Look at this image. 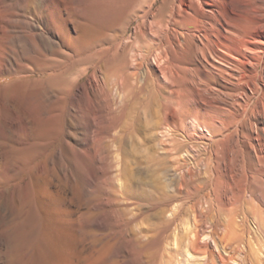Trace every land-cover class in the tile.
I'll return each mask as SVG.
<instances>
[{"label":"bare ground","instance_id":"6f19581e","mask_svg":"<svg viewBox=\"0 0 264 264\" xmlns=\"http://www.w3.org/2000/svg\"><path fill=\"white\" fill-rule=\"evenodd\" d=\"M157 4L155 12L169 14L163 29L165 62L158 72L172 83L180 73L202 74L221 90L237 93L244 82H254L259 67L264 70V0H0V79L15 78L0 86V103L11 113L3 120L0 114V264H119L115 248H100L101 242L91 240L97 175L79 183L64 165V155L80 152L103 167L97 143L118 124H113L117 111L100 78L113 65L110 47H104L108 31L132 17L147 20ZM71 68L77 70L75 76L65 77ZM36 73L41 77L35 79ZM254 92L258 95V86ZM124 98L118 110L124 108L126 114ZM239 106L235 101L227 115L236 124ZM63 115L66 134L60 140L56 133ZM79 116L87 123L82 138L76 135ZM54 133L58 156L51 151L56 140L47 139ZM44 153L49 157L38 165L35 161ZM52 154L57 162L50 161ZM142 188L126 189V201L143 205Z\"/></svg>","mask_w":264,"mask_h":264},{"label":"rangeland","instance_id":"374dc122","mask_svg":"<svg viewBox=\"0 0 264 264\" xmlns=\"http://www.w3.org/2000/svg\"><path fill=\"white\" fill-rule=\"evenodd\" d=\"M158 6L147 20L132 17L113 25L103 45L110 47L113 65L100 78L117 111L113 124L118 123L112 125V132L103 134V141H97L103 167L98 169L91 156L80 152L73 157L64 155V165L79 183L98 177L100 188L94 198L99 201L89 214L94 219L91 240L101 242L100 248H115L112 251L119 264H264L263 67L255 72L254 82H244L237 93L221 90L202 74L180 73L172 83L158 72V65L165 62L163 29L169 16L166 10L155 12ZM69 71L65 77L73 78L77 70ZM34 76L41 77L39 73ZM122 80L124 86L119 84ZM12 81L15 78H1L0 86ZM255 86L260 89L258 95ZM123 98L124 103L128 101L126 114L124 108L118 110ZM235 101L240 104L238 125L227 116ZM6 107L0 103L2 120L11 116ZM170 113L173 120L165 121L164 116ZM82 117L77 119L76 135L80 138L87 125ZM65 118L63 115L56 133L60 140L66 134ZM17 132L26 141L25 132ZM56 135L47 139L56 140L51 151L58 156ZM43 155L37 157L38 165L49 157ZM56 155L52 154L50 161L55 162ZM2 165L0 156V168ZM21 176L25 178V174ZM135 184L146 191L142 194L145 200L139 201L146 207L126 201L125 190L130 192ZM149 197L159 206L154 209Z\"/></svg>","mask_w":264,"mask_h":264}]
</instances>
